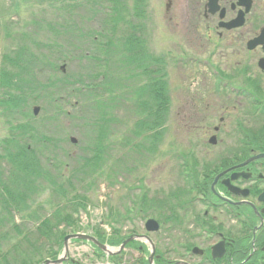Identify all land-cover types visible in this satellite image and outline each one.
<instances>
[{"label":"trees","instance_id":"trees-1","mask_svg":"<svg viewBox=\"0 0 264 264\" xmlns=\"http://www.w3.org/2000/svg\"><path fill=\"white\" fill-rule=\"evenodd\" d=\"M34 1L40 6L39 11L46 14L49 12L53 18L44 22V27L40 25L50 35L48 41L37 43L41 54L35 58L36 54L29 50L26 43L17 45L12 53H3L0 63V118L4 120L7 129L5 136L0 138V264H40L46 258H55L57 252L53 247L58 245L61 248L67 234L61 226L76 231L82 228L75 213L80 206L86 208V197L69 195L68 189L63 182L57 181V177L61 179L59 176L62 175L63 180L65 176L68 184L73 187L72 181L79 172L85 171L90 175L97 170L110 147L109 140L113 137L110 131L117 122V110L125 108L132 119L125 138L120 139L121 143L132 145L133 140L139 139L131 150L135 148L142 156L143 152L151 153L152 149L158 148L169 117L171 96L165 71L166 62L163 56L148 51L146 40L137 35V24L133 22L134 17H143L136 7L141 5V0H134V5L128 0ZM105 1L109 3L106 9H100ZM19 2L15 0L12 15L14 12L18 14L20 4H24V0ZM82 5L92 15L102 10L103 25L99 29L102 31L83 29L73 20L75 10ZM6 12L0 13V25L6 33L11 34L12 29L5 20ZM97 35L103 37L102 41L95 39ZM23 36L30 38L26 32ZM77 37L86 40L90 38L93 45L86 49L74 46L72 38L77 40ZM77 58H89L95 65L103 64L102 70L89 76L90 82L82 80L81 87L75 88L80 95L72 103L68 100L72 98L69 95L73 92L68 87L70 75L57 79L54 77L60 71L59 63ZM35 61H39L38 64ZM39 71L48 75L47 81L41 82L36 78ZM64 90L68 91L67 98L62 97ZM40 100L54 110L37 118L31 106ZM59 100L70 102L69 105L74 108L81 107L86 111L91 108V115L78 117L83 119V122L78 123L77 117L66 112L64 104ZM254 107L258 111L259 106ZM61 115L86 129L82 142L85 143L84 150L90 153L76 157L69 175H64L66 172L63 168L68 165L66 159L72 161V155L63 150L64 160H58L56 176L47 162L57 159L58 154L60 157L62 151H57L68 138L46 133L43 128L59 120ZM249 132L253 133L251 129ZM256 134L258 131H254ZM184 157L186 164H191L189 168L185 166L188 173L186 181H191V177L198 179L196 155L188 152ZM46 190H49V196L51 193L58 194L59 201H39ZM171 196L166 194L148 198L144 192L141 196L142 206L137 208V213L144 212L147 215L149 210L156 211V208L155 217L163 223L166 210L170 209ZM46 205L50 206L48 211ZM17 218L20 222H17ZM30 220L34 222L31 229L28 227L23 231L19 223ZM114 230L116 233L107 238L97 227L95 235L99 240L116 246L126 235H119ZM12 232L16 239L7 243L5 238L12 235ZM135 244L133 242L129 246ZM159 252L163 258L164 252ZM137 263L149 264L145 256L138 259ZM155 263L164 264L161 260Z\"/></svg>","mask_w":264,"mask_h":264},{"label":"rangeland","instance_id":"rangeland-1","mask_svg":"<svg viewBox=\"0 0 264 264\" xmlns=\"http://www.w3.org/2000/svg\"><path fill=\"white\" fill-rule=\"evenodd\" d=\"M14 2L15 0H0V13H5L7 8H11L6 12L5 20L12 29L10 31L11 34L6 33L0 25V63L3 53H12L17 48V45L20 46L26 43L29 50L36 54V58L41 54V49L37 43L48 41V37L50 36L49 32L44 31L40 27V25L45 26L44 22L46 23L50 19L53 20L49 12L46 14L44 11L42 13V10L39 11L40 6L34 0H24V4L21 3L23 0H20L19 4H21L18 14L14 12L12 15L11 10ZM128 2L134 5V0H128ZM106 4L109 3L103 2L100 9H106ZM166 4L167 0H148L147 9H144L146 18L134 17L133 19L134 24H137V35L146 40L148 51L164 57L170 95L174 101L170 119L166 124V131L158 148L152 149L151 153L142 151V156L135 148L131 150V147L137 144L139 139L133 140L132 145L125 144V146L121 143L120 139L122 137L125 138L124 135L127 132V127H130L132 123V119L129 116L130 113L125 108H121L116 112L117 122L113 125L112 132L110 131L113 137L109 140L110 143L108 145L110 147L106 150L104 160L93 174L87 175L85 171L79 172L77 177L72 181L74 186L71 187L64 175H69L76 157L79 155L87 156L90 153L84 150L85 143L82 142V139L85 137L84 132H86V129L78 125V123L83 122V119H78V117H89L92 109L88 108V111H86L81 107L74 108L69 105L70 102H61L59 100V102L64 104L63 107L66 112L77 117L78 123H72L66 116L61 115L59 120L46 124L43 128V130L46 129V133H52L61 138H68L65 142L61 143V148L57 151H62L60 157L58 154L57 159H53L47 163L50 164L53 174L57 176L55 167L59 165L58 160H64L62 157L63 150L72 155V161L66 159L68 165L63 168L64 172H66L63 175L64 179L62 180L61 175L59 176L61 179L57 177V181L64 183L69 195L77 194L86 197V208L80 206L78 212L75 213V217L78 218L82 227L79 230L83 232L93 234L95 233V228L99 227L105 236L115 234L116 231L114 229L117 230L119 235H130L134 232L140 234L146 233L144 227L145 221L149 217H154L157 214V209L154 208L156 211L148 209L147 216H145L144 212L137 213V208L142 206V194L145 192L148 198L162 197L166 196L172 188L174 189L175 186L179 185L180 179L176 180V176L179 173H177L179 169L177 166L179 161L178 155L180 153L184 155L188 152L201 155L203 150L199 146V143L203 138H208V135H204V133H209L205 128H209L210 133H213L211 128L214 125L220 124V117L224 116L223 129L219 134V138L237 140L243 138L244 133L249 128L253 131L257 125H261L258 111L254 107V105L259 106V101L262 100L259 95L260 88L262 89V76L259 75L260 72L256 66L259 56L256 54L252 55L250 67L249 69L247 68L248 75L247 70L244 74L242 70L246 69L245 65L249 63L245 61L243 55L238 56L237 52L220 51L218 48L212 50L200 49L198 46L204 41H200L199 44L190 35L188 41L182 40L183 43L187 42L182 45L180 41L182 37L178 29H174V26L171 27L175 20L170 19L173 13H168ZM57 17L60 16L57 15ZM73 20L83 29L91 28V30L102 31L99 29L103 25V12L101 10L97 14L92 15L89 9L85 5H82V7L75 10ZM24 32L29 34L30 38L23 36ZM95 39L102 41L103 37L97 35ZM87 40L86 38L78 39L77 37V40L72 38V43L74 46L79 45L86 49L93 45L90 38ZM239 61L240 64H238ZM38 62L35 61L37 64ZM101 64L103 63L95 65L93 60L89 58L84 60L77 58L75 60L72 59V61L59 63L60 67L64 66V70L57 72L54 79L70 75L68 87L73 91L70 95L67 90L62 91V97L67 98V95L72 96L68 100L72 103L75 102L76 96L78 98L80 95L75 88L81 87L83 81L90 82L89 76L94 72L102 70ZM216 70L219 71L220 75L224 76L225 80L223 81L225 83H227V80L241 92H234L227 86H224V88L221 83L222 81L219 82L217 79ZM47 76L44 71L36 73V78L41 82L47 81ZM218 89L228 92L223 94L224 97L232 98L228 109H219V106L215 105L216 98L213 93ZM249 90L254 94L253 96L249 97ZM187 95L192 96L193 100L199 101L197 105L203 115L206 114L204 111L206 109L211 112V114L207 112L209 116L207 121H205L206 118L203 115L196 114L192 110H190L192 111L190 114L188 112L189 109L184 108L186 104H189L186 103ZM33 105L40 107L38 114L35 115L37 118H40L43 114L46 115L47 112L50 114L54 110L42 100L32 104L31 111ZM193 108L195 109L196 107L193 106ZM224 129L225 132L223 133ZM6 131L4 120L0 118V138L5 136ZM71 137L77 139L75 144L71 142ZM221 147L217 146L216 148H212V150H218ZM91 176L93 177L91 178ZM57 195L51 193V196H49V190H46L38 200H51L52 203H57L60 199ZM45 208L48 211L50 206L46 205ZM129 208L132 209L131 212L128 211ZM184 221L181 224L183 227L176 226L175 228L164 221V225H162L158 232L150 234L157 249L165 253L169 234H172L176 239L182 237L185 239L184 226L191 231L190 233L196 236L194 238L196 242H201V236L206 237L204 231L195 225L191 216H186ZM17 222H20L18 218ZM32 223L34 222L30 220L19 224L21 225L20 228L26 231L28 227L31 229ZM62 230L67 233L73 231V229L65 227ZM13 233L5 238L7 243H9V240L16 239V235ZM210 239H208L209 242L213 241ZM62 249L58 245L53 247V250L58 253H61ZM69 250L73 253L80 251L83 255H90L93 252L88 244L81 241L72 242ZM142 256L133 247L126 248L122 254V258L130 264H136V260Z\"/></svg>","mask_w":264,"mask_h":264},{"label":"flooded vegetation","instance_id":"flooded-vegetation-1","mask_svg":"<svg viewBox=\"0 0 264 264\" xmlns=\"http://www.w3.org/2000/svg\"><path fill=\"white\" fill-rule=\"evenodd\" d=\"M141 1V5L136 7L146 18L144 11L148 0ZM166 9L168 13H173L170 19L175 22L171 27L178 29L182 45L187 43L182 40L188 41L190 35L199 44L204 41L198 46L200 49L218 48L220 51L237 52L249 63L242 70L243 74L250 67L252 55L259 56L256 66L262 76V89L259 92L262 100L257 110L261 125H257L251 134L249 128L243 138L237 140L219 138L224 116L220 117V124L211 128L213 133L205 128L210 134L204 133L208 138H203L199 143L203 153L196 155L198 179L191 177V181H186L188 173L185 166L189 168L191 164H186L184 155H178L179 173L176 180L179 178L181 182L169 191L171 204L164 221L173 228L183 227L181 224L186 216H191L206 237L201 236L198 243L194 239L196 236L184 226L185 239H176L169 234L163 258L156 253L154 260H161L164 264H264V41L254 45L251 43L264 29V0H167ZM216 74L223 87L241 92L227 80L225 83L224 76L218 70ZM226 92L218 89L213 93L219 109L230 107L232 98L224 97ZM248 95L254 94L249 90ZM186 99L189 104L184 108L189 109L190 114L195 111L203 115L197 105L199 101L189 95ZM173 107L171 96L168 121ZM204 111L206 114L203 117L207 121L211 112L208 109ZM254 131H258V134L254 135ZM213 136H216L214 143L211 141ZM217 146L222 147L212 150ZM152 233L155 232L138 234L147 235L153 241ZM208 239L213 241L209 242ZM138 242L141 243H138L140 250L147 246L142 240ZM216 245L218 250L214 253L213 247Z\"/></svg>","mask_w":264,"mask_h":264},{"label":"water","instance_id":"water-1","mask_svg":"<svg viewBox=\"0 0 264 264\" xmlns=\"http://www.w3.org/2000/svg\"><path fill=\"white\" fill-rule=\"evenodd\" d=\"M264 41V29L261 33V35L259 37H257L256 39L252 40V45L254 44H258V43H261ZM62 69L64 70V66H62ZM34 113L35 114H38L39 110H40V107L39 106H34ZM214 139H216V136H213L211 138V141L212 143H214ZM72 141L75 143L77 142V139L72 137ZM261 155H257V157H259ZM145 227L148 231H158L160 229V224L159 222L154 219V218H149L146 223H145ZM85 239V240H90L92 241L97 247H99L101 250H103L104 252H107L108 254H116V253H119L121 250H123L125 248V246L127 245V243H129L130 241L134 240V239H147L149 241V243L151 244L152 246V252L150 254V261L152 262L153 261V258H154V255H155V252H156V247H155V244L154 242L151 240V238L147 235H136V236H130L128 237L127 239H125L121 245L112 250L113 248H110L109 246H107L106 244L100 242L96 237L90 235V234H84V233H74V234H68L65 236L64 238V254L61 258H58L56 260H47L46 263H55V264H58V263H61L65 257H66V253L68 251V248H69V241L71 239ZM218 250V245H216L215 247H213V252L216 253V251ZM175 264H183L182 262H176Z\"/></svg>","mask_w":264,"mask_h":264},{"label":"bare ground","instance_id":"bare-ground-1","mask_svg":"<svg viewBox=\"0 0 264 264\" xmlns=\"http://www.w3.org/2000/svg\"><path fill=\"white\" fill-rule=\"evenodd\" d=\"M64 228L63 226H61V229ZM147 232H158V231H148L147 229H145ZM138 240H142L143 242L148 243L149 241L145 238L143 239H138ZM140 243V242H139ZM94 257H98V255H94ZM67 258L74 260L76 263L78 264H95L94 261L92 260L93 256H86V257H82L81 255H77L76 253H72L70 254Z\"/></svg>","mask_w":264,"mask_h":264}]
</instances>
